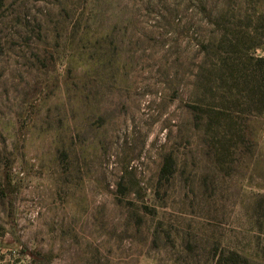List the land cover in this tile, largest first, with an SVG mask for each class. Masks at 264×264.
Listing matches in <instances>:
<instances>
[{"label":"rangeland","instance_id":"1","mask_svg":"<svg viewBox=\"0 0 264 264\" xmlns=\"http://www.w3.org/2000/svg\"><path fill=\"white\" fill-rule=\"evenodd\" d=\"M0 264H264V0H0Z\"/></svg>","mask_w":264,"mask_h":264},{"label":"trees","instance_id":"2","mask_svg":"<svg viewBox=\"0 0 264 264\" xmlns=\"http://www.w3.org/2000/svg\"><path fill=\"white\" fill-rule=\"evenodd\" d=\"M166 166H167V165H166ZM166 166H165V167H166ZM165 171H166V170H165V168H164V169H163V172H165Z\"/></svg>","mask_w":264,"mask_h":264}]
</instances>
